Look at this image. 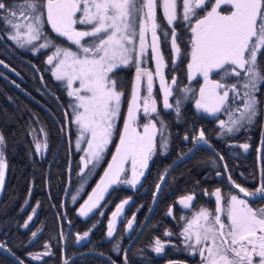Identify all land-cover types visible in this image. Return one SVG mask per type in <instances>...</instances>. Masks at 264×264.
<instances>
[{
    "label": "trees",
    "instance_id": "1",
    "mask_svg": "<svg viewBox=\"0 0 264 264\" xmlns=\"http://www.w3.org/2000/svg\"><path fill=\"white\" fill-rule=\"evenodd\" d=\"M0 2L15 7L19 0H0ZM212 2L213 0H209V3ZM178 6L180 7L181 4L178 3ZM203 12L202 9H198L197 15L193 16L191 21L182 20L181 13L178 14L174 28L177 34L182 32L177 36L183 52L177 57L175 65L172 63L173 53L169 46L170 26L161 12H157L158 29L163 44L162 53L166 65L178 73L169 98L173 107H157V112L152 114L160 131L156 136L155 152L141 184L133 188L124 185L112 187L99 202L98 207L87 217L81 216L76 207L80 198L95 181L101 168L99 165L93 173L84 169L81 176L76 175L81 151L74 146L73 142L75 129L68 107L70 97L64 92L65 85L57 84L49 78L50 73L42 69L41 48L37 55L25 46H18L7 37L6 31L10 29L5 21L0 19V61H3L0 64V135L4 137L3 150L7 161L6 181L0 197V242L26 264H60L63 252L67 257L77 251L88 249L105 253L116 263L122 264L125 247L136 234L148 212L152 193L160 174L173 158L184 153L191 146L199 127L222 154L231 176L239 177L251 187L256 182L258 178L256 145L264 129V84H261L259 91L256 92L260 101L257 115L251 123H244L242 127H238L236 133H226L218 125L221 119L229 115L227 111L221 110L218 114L210 116L196 111L193 107L192 100L197 92L198 79L188 77L187 62L190 45L187 46V42L190 36L187 34V29ZM48 29L45 24L43 33L51 38L54 44L67 43ZM161 29L169 32L167 40ZM31 46H36V43ZM257 63L264 72V50L258 53ZM132 64L130 62L126 66L117 68V75L123 73L124 77L126 76L125 82L128 80ZM118 70H121L120 73ZM213 73L216 79L224 85L235 84L239 80L234 76H225L219 70ZM121 86L125 94L126 86L124 84ZM239 90L243 92L242 88ZM51 92L55 93V96ZM233 98L235 99V94L230 91L227 107L231 110H233L235 101ZM177 99L181 101L179 114L175 111ZM239 101L241 102L242 99ZM240 107L243 108V104ZM65 116L69 118L70 124V149L65 134ZM42 134L46 139L43 140V146L38 150L36 145ZM185 136L188 137L187 140L184 139ZM235 138L240 141L234 140ZM115 140L116 138L113 137L105 158L110 154ZM165 142L166 148L164 147ZM244 142L250 143V147L246 150L242 147ZM237 151H241L245 156L243 164L237 161L239 159L237 157L239 155H235ZM262 152L264 155V144ZM70 156L72 158L71 183L68 194L63 200ZM85 175L86 179H83ZM170 177H172L171 183H167ZM253 180L255 181L249 184ZM217 184L222 190L224 188L234 191L227 185L221 159L208 147L203 145L197 147L189 157L174 165L163 182L148 220L124 253L127 255L128 264H152V259L158 261L161 255L154 251L155 238L176 241L175 246L178 249L175 251L172 244L166 242L167 253L173 251L175 254L185 253L186 249L182 245L186 242L181 234L185 220L191 212L190 209L206 207L214 214L216 212L215 199L210 188ZM169 185L170 188H168ZM75 186L77 188L76 200L73 201L71 193ZM180 194L194 196L189 209L182 210L176 202V197ZM129 195L132 197L130 206H137L140 203L136 209L135 226L126 231L124 222L119 223L113 229V236L108 237L106 221L109 212L118 201ZM226 199L224 197V200ZM170 205L174 208L173 216L172 213L167 214V208ZM31 214H33L32 219L26 222ZM226 221L227 224L230 223ZM85 232L89 233L87 237H84ZM33 233H36L35 237ZM165 233L172 235L167 236ZM65 236L66 243L63 246ZM42 253H47V255L34 259V255ZM0 264L18 263L0 250ZM67 264L112 263L99 254L83 253L72 258Z\"/></svg>",
    "mask_w": 264,
    "mask_h": 264
},
{
    "label": "snow or ice",
    "instance_id": "2",
    "mask_svg": "<svg viewBox=\"0 0 264 264\" xmlns=\"http://www.w3.org/2000/svg\"><path fill=\"white\" fill-rule=\"evenodd\" d=\"M222 4L231 5L233 10L227 15L222 14L219 11ZM205 5L206 0H182L183 12L180 18L191 21L192 17L197 15V10L203 9ZM161 7L166 23L174 25L178 20L177 0H162ZM156 8L157 0H19L15 7L0 2V11H2L0 19H3L14 32L10 38L19 46L23 47L24 44H31L41 39L45 22L44 10H46V20L52 28L78 46L77 51L56 47L54 54L48 56L47 63L53 65L52 71L56 80H66L70 89L68 96L75 97L76 103H71L69 106L73 110L75 122L79 125L80 137L84 138L86 135L89 137L86 141L87 159L84 160V168H87L89 173L102 159L113 135L114 121L119 115L123 93L116 90V82L109 74L121 65L129 63L132 59L131 54L136 51L134 45L137 38L139 54L144 55L145 36L148 32H151L150 46L155 52L156 74L160 76L161 84H164L163 73L160 71L163 57L157 45L159 25ZM78 12L82 14L79 18L76 17ZM77 24L89 26V30H77L75 27ZM161 32L167 40L169 32L164 29H161ZM191 32L194 34L191 53L193 63L189 68L195 67L197 71L202 72L206 84H211L208 96L205 95V89H200L201 99L197 100L196 107L213 114L224 110L234 115L231 108L227 107L231 91L244 101L243 108L237 107L236 112L239 115L234 116L229 122L220 121L221 128L232 132L238 130V127H242L244 123H251L257 115L260 104L256 92L259 91V86L264 84V72L257 63L258 53L264 50V0H214L211 10L207 11L203 18L196 19ZM85 38L89 40L82 43ZM48 46L45 43L39 47ZM171 46L179 53L174 26L171 28ZM2 63L3 61H0V64ZM213 70L222 71L225 76H234L239 80L231 85L210 82L208 76ZM142 77L146 78L147 95L141 98L139 87ZM75 81H79V87L73 89L71 85ZM175 83L173 78L172 84ZM238 85L243 89L242 93ZM152 88L153 73L137 66L136 87L132 93L128 119L120 137V145L104 177L80 207L81 215L87 217L97 208L99 201L103 199V194L110 186L118 183L135 185L144 175L143 169L148 166V160L155 147V138L160 129L157 128L155 121H150L143 126L141 133L132 128L131 123L136 120L141 110L146 115L157 112ZM81 90H85L87 94L82 95ZM170 95L171 90L166 86L165 108L173 107L168 102ZM180 103L179 99L175 102V111L178 114ZM184 139L187 140L188 137L185 136ZM195 139L204 144L208 143L203 130H200ZM3 141L4 137L0 135V144ZM79 144L78 139L77 146ZM36 147L39 150L41 145L37 144ZM44 147H47L46 143ZM164 147H167L166 142ZM242 147L246 150L248 145ZM129 160L132 177L130 180L121 181L120 177L125 172L124 164ZM89 165L92 168H89ZM4 167L0 154V186L4 181ZM82 178L86 179V175ZM236 187L254 202L264 200V184L254 192H248L240 185ZM158 190L159 185H157ZM213 195L216 196L219 205L220 190L216 189ZM193 199L194 196L189 195L181 198L179 203L189 207ZM72 200L75 201L76 196H72ZM127 203L128 201L125 200L117 205L116 211L112 213L113 220L123 211ZM224 211L223 207L216 209V213ZM226 215L230 221L227 225L219 214L202 209L184 229L182 235L185 241H191L194 236L195 245L200 246L198 249L200 255L203 257L205 251L207 252L206 264H264V208L253 209L247 199L232 196ZM31 219L32 217H29V220ZM128 228H132V221L128 222ZM32 235L35 237L36 233ZM88 235V232L84 233V237ZM165 235L172 234L165 233ZM107 236H113L111 221ZM188 246L194 252L197 250L192 244ZM164 248L165 245L157 238L154 245L155 253L162 254ZM41 255L47 253L34 255V259H40ZM125 264H127L126 254Z\"/></svg>",
    "mask_w": 264,
    "mask_h": 264
},
{
    "label": "rangeland",
    "instance_id": "3",
    "mask_svg": "<svg viewBox=\"0 0 264 264\" xmlns=\"http://www.w3.org/2000/svg\"><path fill=\"white\" fill-rule=\"evenodd\" d=\"M178 3H179V5L181 4V6H182V0H181V2H179V0H177V6H178ZM161 4H162V0H157V8H156V15H157V12L158 11H160L161 12V14H162V7H161ZM177 7V15L179 14V13H181V15H182V12H183V9H182V7ZM212 6H214V0H213V2L212 3H209V0H206V5L203 7V9H202V11H204L200 16H198V17H196V19L197 18H203L205 15H206V13H207V11H210L211 10V7ZM180 8H181V10H180ZM233 10V8H232V6L231 5H226V4H222L221 5V8L219 9V11L222 13V14H224V15H227V14H229L231 11ZM45 11V22H44V26H43V28H42V37H41V39L40 40H37V41H33L31 44H33V43H36V46H31V44H24V46L26 47V48H28V49H30V51L33 53V54H37L38 55V50L37 49H40L41 47H39L40 45H42V44H45V43H47L49 46L48 47H46V48H41V50H42V56H43V61H42V63H43V70H45V71H47L48 73H50V74H48V76H49V78H51V79H53L57 84H59V85H65V89L66 90H64V92H65V95H68L67 93H68V91L70 90L69 89V87H68V85H67V82H66V80H64V81H58V80H56L55 79V76L53 75V65H50V64H48L47 63V58H48V56H50V55H53L54 54V52H55V49H56V47H59V48H61V49H71L72 51H77L78 50V46L77 45H75V44H73V42L72 41H70V40H68L66 37H64V36H61V35H59L53 28H52V25L49 23V22H47V20H46V10H44ZM82 14L81 13H77L76 14V17L77 18H79L80 16H81ZM196 19L192 22V24L188 27V29H187V31H188V33H187V31H186V33L188 34V36H190V37H188V42H187V46H189V51H188V56H189V58H188V62H187V72H188V77H189V79H198V88H197V92H196V95H194V97H193V100H192V103H193V107H194V109L196 110V111H199V112H203V113H205V114H207V115H210V116H213V115H215V114H218V112L217 113H215V114H213V113H210V112H205L203 109H198L197 107H196V102H197V100H200L201 99V95H200V89H205V95L206 96H208V94H209V92L211 91V84L210 83H208V84H206V81H205V78H204V75H203V73L202 72H199V71H197L196 69H195V67H193V68H189V65L190 64H192L193 63V61H192V56H191V53H192V50H193V45H192V40L194 39V34L191 32V27L192 26H194L195 25V21H196ZM159 22H158V20H157V24H158ZM45 24L48 26V31H50L52 34L53 33H56L57 34V36L58 37H61L63 40H65L67 43L66 44H64V45H59V44H57V43H53L52 41H51V38H48L46 35H44V30H45ZM170 26V30H171V28L174 26V25H169ZM75 27H76V29L77 30H80V31H84V30H89V26H86V25H81V24H77V25H75ZM44 29V30H43ZM8 30V29H7ZM175 32H176V30H175ZM51 33L49 34V36L51 37ZM184 33V32H183ZM14 34V32L12 31V30H8V31H6V35H7V37L9 38V39H11L10 37H11V35H13ZM180 34H182V32L180 33ZM180 34H177L176 33V43H177V45H178V47H179V49H180V51H179V53H177L176 51H175V49L171 46V38H170V43H169V46H170V48H171V50H172V53H173V60H172V63H173V65H175V61H176V59H177V57L179 56V54L181 53V52H183V47H181V45H179V43H178V36L177 35H180ZM190 34V35H189ZM157 36H158V41H157V45H158V48H159V50H160V53L162 54V57H163V66L161 67V69H160V71L163 73V77H164V84H161V80H160V76L159 75H157L156 74V59H155V52L152 50V48H151V32H148L147 34H146V36H145V46H146V51H145V53H144V55L143 56H141L140 54H139V40H138V38L135 40V48H136V51L135 52H133L132 54H131V56H132V59H130V61H129V63L130 62H132L133 64H132V68H131V71H130V73H129V76L127 77V82H125V79L124 78H126V76L124 77V74L122 73V74H119V75H117V68L116 69H114L113 70V72L112 73H110L109 75H110V77L112 78V79H114L115 80V82H116V90L117 91H119V92H122L123 93V89H122V86H121V84H124L125 86H126V90H125V94H123L122 95V97H121V105H120V110H119V115H118V117L115 119V121H114V127H113V135H112V137H111V140H110V143L112 142V140H113V137H116L117 139H116V142H115V144H114V146H113V148H112V150H111V153H110V155H108V158L106 159L105 158V155H106V153H107V149H108V147H109V145H110V143L107 145V147H106V149H105V152H104V154H103V157H102V159L99 161V163H97L96 164V167L95 168H92V166L91 165H89V168H92V173H93V171L100 165V167L102 166V164H103V160H105L106 162H105V164H104V166L101 168V170H100V172H99V174H98V176H97V178L95 179V181L91 184V186H90V188L89 189H87V192H86V194L85 195H83L81 198H80V201L78 202V205H77V207H76V210L80 213V207L84 204V202L88 199V196L89 195H91L92 194V192H93V190L94 189H96V186L100 183V181H101V179L104 177V173H105V171L108 169V165L110 164V163H112V157L114 156V155H116V150H117V147H119V145H120V137H121V135L123 134V131H124V125H125V123L127 122V119H128V108H129V106H130V103H131V97H132V93H133V90H134V88L136 87V69H137V66H139L141 69H143V70H148V71H151L152 73H153V88H152V97H153V99L155 100V102H156V107H162V106H164V88L167 86L168 88H170V90H171V93H172V89L173 88H171L172 87V80H173V78L174 79H176V77H177V72H174L172 69H170L169 67H167V63L165 62V57H164V55H163V51H162V46H163V44H162V39H161V34H160V32H159V29L157 28ZM12 40V39H11ZM87 40H89V38H85L84 39V41H82V43H84L85 41H87ZM12 41H14V40H12ZM16 44H17V42L16 41H14ZM18 45V44H17ZM19 46V45H18ZM85 46H87V44L85 43ZM21 47V46H20ZM55 62L56 61H54L53 62V64H55ZM123 66H126V65H121L120 67H123ZM119 68V67H118ZM119 71V70H118ZM121 71V70H120ZM120 71H119V73H120ZM214 71H216V70H213V71H211L210 73H209V76H208V80L210 81V82H219L217 79H216V76H215V74L213 73ZM239 79V78H238ZM123 82H125V83H123ZM219 83H221V82H219ZM221 84H223V83H221ZM79 87V81H75L72 85H71V88H78ZM81 94L82 95H86L87 93L85 92V90H81ZM235 94V101L233 102V104H234V106H233V110H232V113L234 114V115H230V113L228 112V114L229 115H227L226 116V118H223L224 119V121L225 122H229L232 118H234V116H238L239 115V113L238 112H236V108L237 107H239V108H241L240 107V105L241 104H243L244 103V101L242 100L241 102L239 101L240 99H241V97L240 96H237L236 95V93H234ZM139 95H140V97L142 98V97H144L145 95H147V91H146V78H143L142 77V79H141V82H140V87H139ZM123 97H124V99H123ZM67 98V97H66ZM170 96L168 97V102L171 104V101H170ZM68 99H70V101L68 100V104L70 105L71 103H76V100H75V97H70V98H68ZM142 99H141V101H140V103L142 104ZM243 102V103H242ZM68 105V107H69V111H70V113H71V121H72V125H73V127H74V129H75V135H74V146L77 148V149H79L80 151H81V155H80V157H79V159H78V164H77V168H76V175H78V176H81L82 174H83V171H84V169H86L87 171H88V169L87 168H84V160L85 159H87V157H86V155H85V153H86V151H87V139L89 138L87 135L84 137V138H81L80 137V128H79V125H77V123L75 122V117H74V114H73V110H72V108L70 107ZM81 111H82V109H81ZM152 114L153 113H151L150 115H146V114H144L143 113V111L141 110L140 112H138V114H137V118H136V120L135 121H133L132 123H131V127L132 128H135L136 129V131L137 132H143V126L145 125V124H148L150 121H154V117L152 116ZM66 117V116H65ZM119 117H121V121H120V125H119V128H118V122H119ZM221 121H222V119H221ZM65 123H66V118H65ZM67 128H68V126H70V124H69V122H68V120H67ZM218 125H219V127L221 126L220 125V121L218 122ZM34 129V128H33ZM223 130V129H222ZM224 130H225V132L226 133H236V132H238V130H234V131H232V132H228L227 131V129L226 128H224ZM65 134H66V132H65ZM67 134L68 135H70V130H69V132H67ZM158 134V133H157ZM67 136V135H66ZM157 136V135H156ZM260 136H261V134H260ZM69 140H70V136H68L67 137ZM44 139H46V137H45V135L44 134H42V137H41V139H39V141L37 142L38 144H40L41 145V147L43 146V140ZM80 140V144H79V146H77V140ZM234 140H236V141H240L238 138H235ZM237 144H238V142H236ZM70 144H71V140H70ZM245 144H247L248 145V148L250 147V143H247V142H244V143H242V145H245ZM263 144H264V139H262L261 137L258 139V142H257V145H256V147L257 148H260L261 149V154L263 155ZM71 147V146H70ZM255 147V148H256ZM247 148V149H248ZM155 149H156V138H155V147H154V149H153V153L155 152ZM217 150V149H216ZM218 151V150H217ZM153 153H152V155H153ZM218 153L220 154V156L222 157V159H223V161H224V158H223V156H222V154L218 151ZM0 154H2V159H3V163L5 164V157H4V155H5V151L3 150V143L2 144H0ZM152 155L150 156V159L148 160V166H147V168L146 169H143V172H144V174L146 173V171H147V169H148V167H149V164H150V162H151V157H152ZM235 155H239V156H237L239 159H237V161H238V163L239 164H243L244 162H245V156L243 155V153L241 152V151H237L236 153H235ZM262 155H260V157H259V159H260V162H259V168H258V172H260L261 174H262V178H263V180H264V162H263V160H264V155L262 156ZM230 156H232L231 155V153H230ZM70 163V162H69ZM68 163V164H69ZM232 163V162H231ZM226 165V162L224 161V166ZM124 169H125V172H124V174H122L121 175V177H120V179H121V181H123V180H126V179H128V180H130L131 179V177H132V174H131V161L129 160V161H127L125 164H124ZM226 171H229L228 170V168H227V165H226ZM91 173V174H92ZM144 176V175H143ZM143 176H141L140 178H139V181L135 184V185H132V184H128V183H118V184H114V185H112V186H110L108 189H111L112 187H118V185H127V186H130V187H136L137 185H139V183L141 182V179H142V177ZM171 180H172V177H170L169 179H168V181H167V183H171ZM252 187H254V186H252ZM168 188H170V185L168 186ZM211 189V192L212 193H215V191H216V189H219L220 190V196H221V206L225 209V211H224V213H225V216H226V211H227V208H228V206L230 205V203H231V197L232 196H237L238 198H240V199H247V197L245 196V195H243V194H238V193H236V192H234V191H231V190H229V189H224L223 188V190L220 188V187H218V184L217 185H215V186H213L212 188H210ZM75 192H77V188H76V186H75V188L73 189V192L71 193V196H76V193ZM106 193V192H105ZM104 193V194H105ZM103 194V195H104ZM188 194H185V195H182V194H180V195H178L177 197H176V199H177V201L176 202H178L179 203V201H180V199H181V197H184V196H187ZM224 197H226L227 199L226 200H224ZM125 200H127V198H125L124 199V201ZM123 202V200L121 201V202H119V203H117L116 204V206L114 207L115 208V210L114 211H116V208H117V205H120L121 203ZM216 203H217V199H216V202H215V207H216ZM179 205H180V203H179ZM139 206H137L136 208H138ZM131 209H133V208H131ZM202 209H204V210H207L208 212H210L211 213V211L209 210V209H207L206 207H199V208H197V209H190V214H188V218L185 220V223H184V228H183V231H182V233L184 232V229L188 226V223L190 222V221H192L193 220V217L197 214V213H199ZM113 211V212H114ZM125 210H124V207H123V211L116 217V220L121 216V214L124 212ZM174 211V208L172 207V205H170V206H168V208H167V214H170V213H172V216H173V214L175 213V212H173ZM113 212H111V214L113 213ZM221 214H223V212L221 213ZM81 215V214H80ZM33 216V214H31V215H29V217H32ZM82 216V215H81ZM29 217H28V219H26V222H28V220H29ZM134 218V219H133ZM135 218H136V216L134 215V213H132L131 215H127L126 217H125V223H126V231H129V228H128V222L129 221H132V226H133V224H134V221H135ZM112 221H114L113 220V217L111 216V218H110ZM226 219H227V217H226ZM174 222L175 223H177V221H175L174 220ZM201 223H203V221H201ZM225 224L227 225V221L225 222ZM181 237L183 238V240H184V242H186L185 241V237H184V235H182L181 234ZM159 239V238H158ZM155 240H156V238H155ZM154 240V241H155ZM164 245L166 244V241L165 240H163V238H160L159 239ZM171 242V241H170ZM189 244H192L194 247H196L197 248V250L194 252L192 249H190L189 248ZM153 245H155V242L153 243ZM152 245V246H153ZM186 245L188 246V248L190 249V254L191 255H195L196 256V259H195V264H206V258H207V252L205 251V255L202 257L201 255H200V252H199V247L200 246H196L195 245V238H194V236H193V239L191 240V241H188V242H186ZM153 248H154V246H153Z\"/></svg>",
    "mask_w": 264,
    "mask_h": 264
},
{
    "label": "water",
    "instance_id": "4",
    "mask_svg": "<svg viewBox=\"0 0 264 264\" xmlns=\"http://www.w3.org/2000/svg\"><path fill=\"white\" fill-rule=\"evenodd\" d=\"M53 95H55L54 93H52ZM208 142V141H207ZM200 143H203L201 141H196L195 144H194V147H196L198 144ZM213 152H215L217 154L218 157H220V154L216 151V149H214V147L210 144V142H208L206 144ZM192 147L190 150H188L187 152L177 156L176 158L173 159V161L168 165V167L165 169V171L163 172L162 176H161V179L159 180L158 184L157 185H161L165 175L168 173V171L171 169V167L173 165H175L177 162L187 158L191 152L193 151V148ZM4 180H5V174H6V168L4 167ZM224 173L226 175V178H227V181H228V184L233 186L234 188H237L235 183H233L228 175V173L226 172L225 168H224ZM3 185H4V181H3ZM3 185L0 186V195L2 193V190H3ZM239 189V188H237ZM157 186H156V189L154 191V196H153V200H152V204L150 206V210L148 212V214L146 215V217L144 218V220L142 221L140 227L137 229V232L136 234L130 239V241L128 242L127 246L125 247V250L128 248V246L132 243V241L135 239V237L137 236V234L140 232V230L142 229V227L145 225L146 221L148 220L150 214H151V211L153 209V206H154V201L156 199V196H157ZM0 250H2L4 253H6L10 258H12L16 263L18 264H26L20 257H18L14 252H12L6 245L0 243ZM84 252H88V253H95V254H99L100 256H103L105 259H107L109 262H111L112 264H116V262L107 254L105 253H101L99 251H95V250H86ZM79 253H83L82 252H78V253H75L73 255H71L70 257H68L67 259H63L61 264H65L66 262H68V260H70L73 256L75 255H78ZM161 264H187L185 261H182V260H168V261H165Z\"/></svg>",
    "mask_w": 264,
    "mask_h": 264
},
{
    "label": "flooded vegetation",
    "instance_id": "5",
    "mask_svg": "<svg viewBox=\"0 0 264 264\" xmlns=\"http://www.w3.org/2000/svg\"><path fill=\"white\" fill-rule=\"evenodd\" d=\"M255 180L249 182V184L253 183ZM263 184H264V181H263ZM251 207L253 209H259V208H264V200H257L255 201L254 203L251 204ZM226 220V219H225ZM228 220V218H227ZM226 222V221H224ZM164 239V238H163ZM169 242L170 244H172V248L174 249H178L175 244H176V241H172L170 239L166 240V242ZM171 241V242H170ZM183 243H181L182 245ZM182 246H184V248L186 249V252L185 253H181V254H175L174 251L173 252H166V248H164V252L161 255L160 259L157 261V260H154L152 259V264H159L167 259H171V258H182L184 260H187V262H189L190 264H195V259H196V256L195 255H191L190 254V249L188 248V246L184 243ZM190 257V259H189ZM255 259V258H254ZM122 264H123V261H122ZM128 264V262H127Z\"/></svg>",
    "mask_w": 264,
    "mask_h": 264
}]
</instances>
